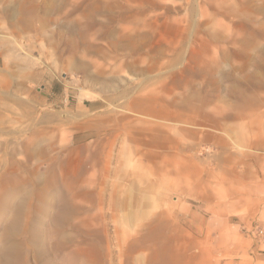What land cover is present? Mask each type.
I'll return each instance as SVG.
<instances>
[{"label":"rangeland","instance_id":"1","mask_svg":"<svg viewBox=\"0 0 264 264\" xmlns=\"http://www.w3.org/2000/svg\"><path fill=\"white\" fill-rule=\"evenodd\" d=\"M153 255L264 264V0H0V264Z\"/></svg>","mask_w":264,"mask_h":264},{"label":"crops","instance_id":"2","mask_svg":"<svg viewBox=\"0 0 264 264\" xmlns=\"http://www.w3.org/2000/svg\"><path fill=\"white\" fill-rule=\"evenodd\" d=\"M202 209H203V206H195L193 209L189 211V214H188L189 216L186 218L187 219L186 221L191 222V220H193L194 217L203 220L204 213L202 214ZM170 263L172 264L171 260H169L168 264ZM147 264H160V261L158 260V255L151 256V258L147 261ZM183 264H186V261Z\"/></svg>","mask_w":264,"mask_h":264},{"label":"bare ground","instance_id":"3","mask_svg":"<svg viewBox=\"0 0 264 264\" xmlns=\"http://www.w3.org/2000/svg\"><path fill=\"white\" fill-rule=\"evenodd\" d=\"M13 248H11V247H6V252H7V254L5 255L6 256V258H5V260L7 261V256L10 258V256L12 255V253H13Z\"/></svg>","mask_w":264,"mask_h":264},{"label":"built area","instance_id":"4","mask_svg":"<svg viewBox=\"0 0 264 264\" xmlns=\"http://www.w3.org/2000/svg\"><path fill=\"white\" fill-rule=\"evenodd\" d=\"M254 233L258 234V235H262L263 231L261 229H259L258 227L255 228Z\"/></svg>","mask_w":264,"mask_h":264}]
</instances>
